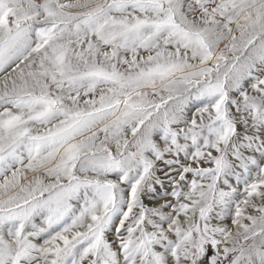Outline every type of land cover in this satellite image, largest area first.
<instances>
[{"label": "snow or ice", "instance_id": "snow-or-ice-1", "mask_svg": "<svg viewBox=\"0 0 264 264\" xmlns=\"http://www.w3.org/2000/svg\"><path fill=\"white\" fill-rule=\"evenodd\" d=\"M0 264H264V0H0Z\"/></svg>", "mask_w": 264, "mask_h": 264}]
</instances>
